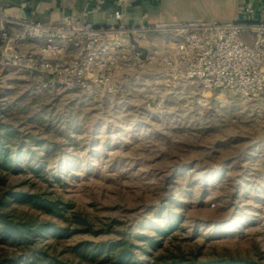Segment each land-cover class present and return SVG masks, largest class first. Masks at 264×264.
I'll use <instances>...</instances> for the list:
<instances>
[{
    "label": "rangeland",
    "instance_id": "374dc122",
    "mask_svg": "<svg viewBox=\"0 0 264 264\" xmlns=\"http://www.w3.org/2000/svg\"><path fill=\"white\" fill-rule=\"evenodd\" d=\"M26 1L0 0V17ZM125 77L43 87L0 53V215L40 226L29 242L0 227V264H264V93Z\"/></svg>",
    "mask_w": 264,
    "mask_h": 264
},
{
    "label": "built area",
    "instance_id": "2783aa9c",
    "mask_svg": "<svg viewBox=\"0 0 264 264\" xmlns=\"http://www.w3.org/2000/svg\"><path fill=\"white\" fill-rule=\"evenodd\" d=\"M131 3L115 0L104 24L89 20L93 11L61 13L48 22L24 17L20 10L5 14L0 17L2 59L43 87L113 92L128 73L148 71L165 90L197 82L206 91L243 99L264 93V18L253 6L229 22L128 24L123 10Z\"/></svg>",
    "mask_w": 264,
    "mask_h": 264
},
{
    "label": "crops",
    "instance_id": "0c3cea01",
    "mask_svg": "<svg viewBox=\"0 0 264 264\" xmlns=\"http://www.w3.org/2000/svg\"><path fill=\"white\" fill-rule=\"evenodd\" d=\"M30 1L24 3L25 9H19L21 15L39 22H48L61 13L83 16L85 12L93 11L88 16L89 20L104 24L110 20L115 8V0ZM248 5L255 8L258 18H264V0H132L131 5L123 11L128 24L205 20L229 22L238 20L241 16L240 10ZM19 10L7 9L6 12L14 16Z\"/></svg>",
    "mask_w": 264,
    "mask_h": 264
},
{
    "label": "trees",
    "instance_id": "16d2710c",
    "mask_svg": "<svg viewBox=\"0 0 264 264\" xmlns=\"http://www.w3.org/2000/svg\"><path fill=\"white\" fill-rule=\"evenodd\" d=\"M1 127V123H0ZM3 129V128H2ZM10 136H8L7 132L0 131V168L3 170H10L13 164L12 160V148L6 147L5 141ZM33 203L35 205L40 206L42 209H45L48 212H52L57 215L60 214L59 203L54 202H45L39 200L38 198H33ZM0 227L1 229L7 233L12 234L19 240L28 241L30 238L35 237L40 232V226L37 223H20L14 224L12 222H6V218L0 215Z\"/></svg>",
    "mask_w": 264,
    "mask_h": 264
}]
</instances>
